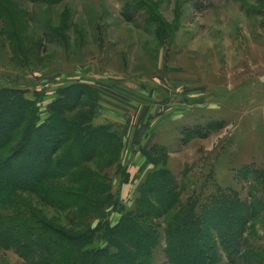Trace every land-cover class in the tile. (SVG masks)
Instances as JSON below:
<instances>
[{
    "label": "rangeland",
    "instance_id": "1",
    "mask_svg": "<svg viewBox=\"0 0 264 264\" xmlns=\"http://www.w3.org/2000/svg\"><path fill=\"white\" fill-rule=\"evenodd\" d=\"M122 84L141 91L124 99L149 102L145 134L122 160L124 146L109 166L108 158H95L107 165L100 171L114 200L90 225L116 224L133 211L147 173L165 166L183 207L213 208L222 191L254 204L239 257L231 262L224 250L216 256L219 264H264V0H0V89L32 101L38 122L67 90L79 86V110L89 112L100 90L105 95ZM89 167L98 171L95 163ZM24 200L57 225L70 227L79 218L30 193ZM170 217L157 221L154 264H166ZM0 264L26 263L16 250L0 247Z\"/></svg>",
    "mask_w": 264,
    "mask_h": 264
},
{
    "label": "trees",
    "instance_id": "2",
    "mask_svg": "<svg viewBox=\"0 0 264 264\" xmlns=\"http://www.w3.org/2000/svg\"><path fill=\"white\" fill-rule=\"evenodd\" d=\"M83 94L79 86L62 93L50 104L49 118L38 122L32 101L14 89H0V247L16 250L26 264H154L161 239L157 221L170 215L166 264H219L218 250L231 262L239 257L254 204L222 191L213 196V208L183 207L176 177L165 166L147 173L133 211L116 224L90 225L89 218L104 216L113 204L100 170L119 158L123 140L111 127L91 124L92 108L79 110ZM95 158H108L107 165ZM25 193L78 212L79 218L70 227L57 225L27 204ZM99 233L102 245L94 247Z\"/></svg>",
    "mask_w": 264,
    "mask_h": 264
},
{
    "label": "crops",
    "instance_id": "3",
    "mask_svg": "<svg viewBox=\"0 0 264 264\" xmlns=\"http://www.w3.org/2000/svg\"><path fill=\"white\" fill-rule=\"evenodd\" d=\"M121 87L120 89L112 92L109 91L107 94L104 95V92L102 90L99 91V97L96 103V106H94L93 110V116L91 119V124L95 127L98 126H105V127H111L113 130H118L121 132L124 140H123V146L124 149L122 151V156L120 157V160H122V157L124 156V153L126 152V155L128 154V149L133 145L134 140H136V137L138 134H145L142 127H143V108L148 107V103L146 102L145 105L142 103H138V98H134L131 101H127L122 97L126 94H131L135 97H138L140 95V90L137 87H133V85ZM108 99V97L115 99V104L107 103L105 104L103 102L104 98ZM122 97V99H121ZM135 104V105H134ZM148 130V128L146 129ZM145 136H142L141 139H144ZM128 140H131L132 144H129ZM142 142V141H138ZM145 144V143H143ZM143 153V152H141ZM144 156V155H143ZM142 156V157H143ZM131 158V155L129 156ZM145 158V156H144ZM146 159V158H145ZM148 159V158H147ZM146 159V160H147ZM150 167H146V170ZM145 175V174H144ZM143 175V176H144ZM129 178L131 180L134 178L132 175L128 173ZM129 180V181H131ZM123 186L127 188L126 185L128 181L124 180ZM122 186V188H123Z\"/></svg>",
    "mask_w": 264,
    "mask_h": 264
}]
</instances>
